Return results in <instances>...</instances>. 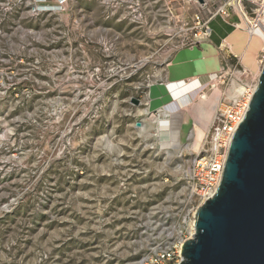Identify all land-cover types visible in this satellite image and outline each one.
Returning a JSON list of instances; mask_svg holds the SVG:
<instances>
[{
    "label": "rangeland",
    "instance_id": "rangeland-1",
    "mask_svg": "<svg viewBox=\"0 0 264 264\" xmlns=\"http://www.w3.org/2000/svg\"><path fill=\"white\" fill-rule=\"evenodd\" d=\"M195 10L189 0H0V264H139L191 234V144L204 125L158 88L195 47ZM216 51L200 148L226 90L211 77L252 78L264 64V45L254 68Z\"/></svg>",
    "mask_w": 264,
    "mask_h": 264
},
{
    "label": "water",
    "instance_id": "water-1",
    "mask_svg": "<svg viewBox=\"0 0 264 264\" xmlns=\"http://www.w3.org/2000/svg\"><path fill=\"white\" fill-rule=\"evenodd\" d=\"M194 229L180 264H264V64L221 183L197 207Z\"/></svg>",
    "mask_w": 264,
    "mask_h": 264
},
{
    "label": "built area",
    "instance_id": "built-area-1",
    "mask_svg": "<svg viewBox=\"0 0 264 264\" xmlns=\"http://www.w3.org/2000/svg\"><path fill=\"white\" fill-rule=\"evenodd\" d=\"M189 1L196 6V10L193 25L186 29L190 31V41L195 46L211 37V21L215 17L221 16L226 20L231 17L232 13L236 14L244 23L248 34L264 39V0ZM234 25L240 27L237 22ZM258 79L259 75L252 78H248L244 73L236 75L235 71L230 68L211 77L212 89L222 84L226 85V90L222 91V96L216 105L208 127L207 139L197 153L189 174L192 186L200 198L199 205L212 197L221 183L233 135L248 111ZM233 86H237L238 91L235 96L228 97L227 92ZM192 230L191 234L185 238L151 248L141 258L139 264H180L182 245L186 239L193 236L195 229L192 228Z\"/></svg>",
    "mask_w": 264,
    "mask_h": 264
},
{
    "label": "bare ground",
    "instance_id": "bare-ground-1",
    "mask_svg": "<svg viewBox=\"0 0 264 264\" xmlns=\"http://www.w3.org/2000/svg\"><path fill=\"white\" fill-rule=\"evenodd\" d=\"M246 31L241 30V29L236 30L227 39L228 42H226V44L230 48V50H232L233 53L238 55L242 59L243 63H245L248 67H251V68L258 67L255 55H256V51L262 48V46L264 45V39L257 35H250ZM247 45L249 48H247ZM211 56L209 58L211 59L212 66L215 65V70L216 69L218 70L219 64L217 60L218 58L217 53L214 54V57L213 56L211 57ZM212 66L206 65L205 70H207L206 71L207 73L209 74L214 73V71L210 69ZM260 71H261V68L258 70V74L260 73ZM213 81L215 82V80ZM162 86L163 87L161 89L163 90L162 91L163 99L165 97V99H167L168 101H172V102L179 101L185 105H191L193 107L194 114L198 118L199 122H202L205 128V126L209 123L210 117L212 115L211 109L206 107V103L207 101L210 100V97L212 94H208L202 90L203 84L201 83L198 76L193 75L192 77H189L188 79L179 78L175 80H169L166 83H164ZM236 88L237 86H233L232 89L228 90L227 92L228 97H233L236 95L238 91V89ZM214 92H217L218 94L221 93L219 87L215 88ZM198 98L200 99L199 103L195 105L194 102ZM204 128L197 129L196 134L194 135L195 140H194L193 145L195 146V148L192 146V144H191V147H192V151L195 153L199 151L200 144H201L200 142L202 139V132L204 131ZM192 228H193V225H192Z\"/></svg>",
    "mask_w": 264,
    "mask_h": 264
},
{
    "label": "crops",
    "instance_id": "crops-1",
    "mask_svg": "<svg viewBox=\"0 0 264 264\" xmlns=\"http://www.w3.org/2000/svg\"><path fill=\"white\" fill-rule=\"evenodd\" d=\"M231 17L226 20L221 16L215 17L211 21L212 35L207 41L199 44L198 46L179 51L174 59V64L172 66L171 73L169 74L165 83L169 80H175L179 78L188 79L189 77L196 75L199 77L201 83L203 84L204 75L207 74L206 72L207 70H205V67L206 65L212 66V62L209 57L211 55L214 57V54L217 52L216 51L217 48L220 45L223 46L224 44H226V42H228L227 39L236 30L238 29L244 30L242 28V26H244L243 24L240 27H236L234 25L237 22L236 21L237 16H231ZM224 46H227V44ZM199 47L202 50H200ZM247 48H249L248 45ZM218 64H219V60H218ZM210 69L212 71H215V65H213ZM159 86L161 87L158 89H161L163 87L162 85Z\"/></svg>",
    "mask_w": 264,
    "mask_h": 264
}]
</instances>
